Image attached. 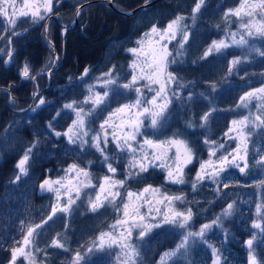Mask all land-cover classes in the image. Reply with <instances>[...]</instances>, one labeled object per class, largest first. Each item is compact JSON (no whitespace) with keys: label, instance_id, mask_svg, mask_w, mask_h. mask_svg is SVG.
I'll list each match as a JSON object with an SVG mask.
<instances>
[{"label":"trees","instance_id":"1","mask_svg":"<svg viewBox=\"0 0 264 264\" xmlns=\"http://www.w3.org/2000/svg\"><path fill=\"white\" fill-rule=\"evenodd\" d=\"M86 1L60 0L59 5H54L59 22L50 17L53 22L49 26V38L58 49L60 48V27L70 25L75 19L76 7ZM112 1L123 11L135 10L146 3V0ZM149 1L153 0H147ZM194 2L195 0H163L158 5L149 7L147 11L128 18L115 12L106 4L95 3L85 7L82 25L70 33L65 53L64 69L74 77L73 83L61 92L51 89L46 94L44 105L36 112L28 111L24 114H18L14 110L28 107L32 103L31 93L36 82L40 87H44L47 85V79L41 75L37 77L35 83L28 82L23 85L20 70L25 63L43 68L49 64L52 51L45 32L47 20L32 24L30 17L17 19L16 31L20 35L13 37L12 62L0 63V87L11 88L14 94L13 109H11L8 105L10 95L0 91V120L5 122L3 147L0 151V264H9L10 249L17 246L14 245V241L22 240L27 229L22 230L21 222L25 225L40 223L50 214L51 206L49 208L48 204L51 205V202L39 188V184L46 179L48 170L52 171L50 177L56 178L62 176L65 169L76 163L80 167H87L92 176H97L95 182L97 180L100 182L104 175H112L108 173L106 166L100 163V154L95 149L86 148L80 151L75 144H69L63 135L59 138L54 136L47 128L50 121L54 125L56 121V113L51 107L54 105L62 108L65 103L84 98L85 82L80 84L77 79L83 75L85 68L89 69V79L96 80L101 73L113 65L116 66L115 74L121 78H130L129 64L133 57L126 49L135 46V40L142 32L147 31L151 24L158 23V26L163 27L175 15H183L187 18L185 23L189 25L190 30L189 41L185 45L182 59L172 64L169 69L177 77L178 84L183 87L175 84L171 88L178 92L180 99L173 98V103L169 105L168 111L171 115L168 124L161 130L162 134H159L160 139L171 136L177 130L184 131L196 156L205 160L209 157L208 145L203 142L205 138L225 145L227 139L225 133L233 127L231 125L233 119H242L249 113L251 117H255L252 108L238 107V105L239 98L246 91L260 87L264 81V56L259 54V51H264V36L253 37L256 41L253 43L256 50H252L250 54L245 53L248 58L235 47H231L218 53L213 52L206 59H200L213 41L225 38L228 27L224 14L229 9L239 8L242 0H205L204 6L200 13H197V19L193 23L190 16ZM134 19L135 22H132ZM0 22H3L0 23V27H7L3 17H0ZM6 39L7 35L5 39L0 40V48L8 47ZM236 58H240L242 62L234 67L230 75L227 69L230 62ZM2 59L0 57V60ZM58 79L64 81L62 77L58 76ZM212 83H215V91L211 90ZM145 95L151 97L147 92ZM189 95L192 96L191 100L187 99ZM134 97L135 93L124 92L115 99L111 97V101H106V104L109 110H114ZM212 107L217 110L212 112L206 128H184L186 121L198 123L199 117ZM62 114L64 125L55 126V131L61 133L67 130L75 118L74 114L67 109ZM106 114L107 112L98 111V116L92 123L93 130L99 129V122H101L99 119L106 117ZM259 114H264V110L259 111ZM248 131L253 132L254 128L250 126ZM256 136L255 134L249 141L247 159L251 166L245 173L230 168L229 172L234 182H231L230 186L219 194L215 191L217 185L210 180L200 184L195 192L192 190L191 181L199 169L197 160L184 169L189 182L183 185L166 183V173L159 168L149 169L148 173L143 174L147 177V184L172 194L185 195L188 198L187 204L177 202V205L181 210L185 207L193 209L194 215L190 223L192 230L195 231L220 214L227 203L236 202L234 214L224 221L223 229L214 227L208 233L209 243L218 249L227 248V251L223 252V256L227 258V264H248V248L245 242L252 238L253 233L257 234L253 244L256 258L264 262V245L257 247L260 241L264 240V232L251 226L253 221H258L259 217L264 226V187L258 183V179H264V169L252 163L259 158L261 152H264V141ZM34 139H38L39 144L33 150L29 160L28 173L22 181L16 183L14 182L17 175L16 165L22 158L24 150ZM108 148H111L108 149L109 152L115 149L112 143ZM114 166L117 167L116 174L119 173L118 179H122L125 171L123 165L114 164ZM146 186V184L129 181L120 191L123 197L125 189L140 192ZM115 205L120 206V210L106 203L98 211L92 212L89 206L81 201V210L76 214L81 217L73 218L70 215L65 219L60 217L61 219H56L55 223L49 221L42 229H39L38 232L42 234L37 236L38 246L47 251L46 264H70L76 251L83 252V246L89 245L101 232L109 230L110 226L120 218L121 200L116 201ZM84 224L87 227L84 228ZM80 227H83L85 234H88L83 245L79 242L83 235ZM182 232H184L183 229L164 225L161 228L152 229L147 237L138 242L134 233V241L140 245L142 264H162L166 258L164 253L175 248L180 242ZM57 233L64 238L69 251L48 247ZM106 251L109 250L89 254L81 264H119L117 261L119 252ZM187 256L189 260L178 258L168 264H213L211 249L200 242L192 245ZM17 264H27V262L20 259Z\"/></svg>","mask_w":264,"mask_h":264},{"label":"snow or ice","instance_id":"2","mask_svg":"<svg viewBox=\"0 0 264 264\" xmlns=\"http://www.w3.org/2000/svg\"><path fill=\"white\" fill-rule=\"evenodd\" d=\"M55 3L58 5L60 0H55ZM204 4L205 0H195L190 16L193 23H195L197 13H200ZM246 5L247 0H242L239 8L234 10L229 9L224 14V18L227 19L228 16H235L239 19L242 11L245 15L251 17L257 5H247L250 10L244 11ZM258 7L264 10V0H259ZM81 8L82 5L76 7L77 17L81 15ZM56 14L54 11V0H22V3L19 5H17V0H0V17H3L7 23V27H0V33L7 35L6 44L8 45L6 49L0 48V57L3 58L0 60V63L8 64L12 62L13 49L11 45L13 37L20 35L16 31L17 17H30L31 23L36 24L40 21H46ZM186 19L183 15H175L166 26H158V23L151 24L148 30L142 32L135 40V46L126 49L133 57L129 64V68L131 69L130 78H121L118 74H115L116 66L113 65L96 79V84L105 89L102 94L95 91L94 84H88L87 95L82 100H72L69 103H65L56 112V117H59L67 109L75 116L65 132L55 131V125L51 121L47 125V128L56 138L63 135L67 138L69 144H75L80 151H84L86 148L95 149L100 154V163L106 166L108 173L112 174L102 177V182L98 185L99 193H97L95 199L90 198L88 200L89 210L92 212L98 211L99 208L104 207V201L116 206L120 210V206L115 205V201L118 198L121 199L123 210V219L118 218L115 224L110 226L113 231L101 232L89 245L83 246V252L76 251L72 256L70 264H81L89 254L102 253L106 249L113 247L120 249V252L117 254L119 264H142L140 245L134 243L132 239L134 232L135 239L142 241L152 229L161 228L164 225H171L184 230L181 233L180 242L174 249L164 253V256L169 258L186 257L192 245L200 242L208 245L211 249L213 264H222V261L223 264H227V258L223 256V252H226L227 248L218 249L209 243L210 237L208 233L214 227L223 229L224 221L234 214L236 202L227 203L220 214L211 219L209 223L202 224L199 230L195 231L192 230L190 223L194 215L193 209L185 207L183 210H179L175 207L176 202L187 204L188 198L185 195L172 194L162 191V188L147 184V177L143 175L144 173H148L149 169L159 168L166 173V183L183 185L189 182L186 179L184 169L189 164H192L194 160H197L199 170L191 181L192 190L195 192L200 184L205 180H210L213 184L217 185L215 191L219 194L223 189H227L231 182H234L232 174L229 172L230 168H235L240 173H245L250 167V162L247 159V140L253 133L252 131L245 132L244 129L249 128V125L253 128L264 129V114H257L252 118L251 113H249V115L244 116L242 119H233L231 121L233 127L228 129L225 136L229 139H238L236 147L231 150L225 149V151L217 156V152L225 148L224 144H217L216 141L205 138L203 142L205 145H208V160H201L196 156L184 131L177 130L171 136H165L164 139L159 138V134H162L161 130L168 124L171 115L168 109L172 103V99H180L178 92L172 90L170 86L177 84L178 87H183V85L178 84L177 77L168 71V67L170 64L178 62L177 57L184 55L185 44L188 43L190 36L189 25L185 23ZM250 25L251 20L241 23L240 27L247 29V31L244 35H241L239 40H236L235 33H231V43H228L225 39L213 41L203 52L200 59H206L213 52H221L222 49H227L233 44L239 46L246 45L248 41L245 39V35L253 36ZM47 31L48 28L45 25V32L47 33ZM64 31L66 32L67 29L65 28ZM255 32L260 36H264V22L255 29ZM4 34H0V40L5 39ZM178 36L179 39H177ZM174 40L177 43L174 46L175 50L173 52L169 50L168 45ZM259 54L264 56V51H259ZM53 59H58V57H53ZM241 62L240 58L233 59L227 69L228 73L231 75L234 67ZM53 66L50 61L49 64H46L37 72L28 63H25L20 70V76L23 80L35 81L38 76L45 73L50 75ZM88 73L89 69L85 68L83 75L79 79L83 81ZM68 79L71 81L72 77ZM141 81H144V83L142 84ZM145 90L153 93V95L151 97L146 96ZM211 90H216L215 83L211 84ZM124 92L135 93L134 99L117 106L114 110H109L106 101H108L110 94L115 99V97L123 95ZM32 95L34 100H37L39 97L38 102L30 108L31 112H36L40 105H44L46 102L40 96L38 88L33 91ZM187 99L191 100L192 96L189 95ZM252 99L264 102V81H262L260 87L246 91L239 98L238 107L247 108ZM84 105H90V107L85 108ZM100 105H105L104 108L100 109L101 113L107 112L108 114L99 122V129L93 130L92 123ZM257 107L258 110L264 108V103ZM216 110L215 107H212L209 111L204 112L199 117L198 123L191 120L186 121L184 128H206L209 117ZM53 119L55 120V117ZM145 121H147V124ZM148 129L151 131L149 132ZM233 131L237 134L235 137L230 135ZM109 138H111V143L115 145V149L112 152L108 151ZM38 144L39 140L34 139L24 150L22 158L19 159L16 165L19 172L15 176L14 182L19 181L22 176L27 175L28 169L26 165ZM213 157H215V160L212 159ZM252 163L264 169V152H261L259 158ZM114 164L123 165L125 171L122 179L116 178L117 167ZM64 171V177L55 180L46 178L39 184L41 192H52L55 194L56 204L51 206V213L40 223L25 225L24 222H21L22 230L24 228L27 230L22 240L14 241V245L17 246H13L10 249L9 264H17V260L20 257H23L27 264H37L32 251V248L35 246L36 236L42 234L37 229H42L49 221H53V217L58 211L70 215L72 204L79 199L81 185L96 187V185L92 184L93 177L87 167H80L79 164L74 163ZM73 173L75 175H72ZM65 180L77 181V194L75 197L71 195V189L67 187ZM129 181L146 184L147 186L140 192L125 189V194L122 197L120 189H124ZM258 183L264 187V179H258ZM61 189H64L63 193ZM100 193H106L103 200ZM62 194L68 196L66 203H61ZM145 194L151 195L146 196ZM153 198H155L156 204L164 205L166 210L161 211L159 207H154L152 203ZM134 201H141V203L137 206L134 204ZM145 205H148V211L142 214L140 207ZM130 206L131 211H129ZM257 211H260L259 207ZM157 217L160 218L157 219ZM57 219L61 218L58 217ZM117 226H119V230H117ZM251 226L264 232V226L260 222L253 221ZM65 227H67L66 224ZM256 235V233H253L252 238L245 242L248 248V264H264V262L258 261L255 255L253 244ZM260 245H264V240H261L257 247ZM48 247L69 251L66 241L60 233L56 234ZM35 251L40 252L42 250L36 247ZM45 255H47L46 252ZM40 264H46V261H41Z\"/></svg>","mask_w":264,"mask_h":264},{"label":"rangeland","instance_id":"3","mask_svg":"<svg viewBox=\"0 0 264 264\" xmlns=\"http://www.w3.org/2000/svg\"><path fill=\"white\" fill-rule=\"evenodd\" d=\"M67 1V0H66ZM20 3H22V0H17V5H19ZM247 3H250V4H247V5H257V7L253 10V15L251 16V17H249V16H247V15H245L244 14V12L242 11L241 12V17L238 19L237 17H235V16H229V18H227V22H226V25H227V34H226V36H225V40L228 42V43H231V33H235L236 34V40H239L240 39V37H241V35H244L245 34V32L247 31V29H243V28H241L240 27V25H241V23L242 22H248L249 20H251V25H250V27L252 28V31H253V36H247V35H245V39L248 41V43L246 44V45H242V46H239V45H235V44H233L231 47H235L236 49H238L239 51H240V53H242L243 55H245V57L246 58H248V55L247 54H245V53H251L252 52V50H256V47L255 46H253V43H256V41L255 40H253V37H257V36H260V35H258V34H256V32H255V29L257 28V27H259L260 25H261V23L262 22H264V10H261L259 7H258V5H259V0H247ZM54 5L56 6L57 4L55 3V0H54ZM59 5V4H58ZM247 5H246V7H245V10L244 11H249L250 9L247 7ZM19 18H26V17H17V19H19ZM49 20V19H48ZM56 20L58 21L59 20V17H56ZM49 22H53L52 21V19L49 21ZM48 22V23H49ZM64 31V30H63ZM4 34V33H3ZM4 35H6V34H4ZM177 39H179V36L177 37ZM176 43H177V41L176 40H174V41H172V43L171 44H169L168 45V48H169V50L170 51H173L174 52V46L176 45ZM186 45V44H185ZM231 47H229V48H231ZM228 49V48H227ZM65 50H66V46L63 44V41L61 42V48H60V50H59V52H58V59H59V61H58V67H59V65H60V63L62 62V59H63V56H64V54H65ZM225 49H222L221 51H224ZM51 51H52V53H51V55H50V61H51V63L52 64H54V59H53V57H54V52L55 51H53V48H51ZM185 51V50H184ZM180 59H182V56L181 57H177V61L178 60H180ZM172 66V64H170V66H169V68ZM31 68L32 69H34L35 71H37V72H39L42 68L41 67H39V66H31ZM53 68V67H52ZM52 68H51V70H52ZM54 73V72H53ZM42 76H44V77H46L47 79H48V85L50 84V86L52 87V88H54V84H51V81H53L54 80V78H53V76L50 74H47V73H45L44 75H42ZM87 76H85V79H86V82L88 81V83H85V86H86V91H87V85L88 84H94L95 85V91H97V92H99V93H103L104 91H105V89L104 88H102V87H100L98 84H96V80H94V79H89V77H87ZM79 81H81L80 79H78ZM28 82H30L29 80H23L22 79V81H21V83L23 84V85H25L26 83H28ZM33 82H36V80L35 81H33ZM141 83L143 84L144 83V81H141ZM147 92V90H145V93ZM150 96H152L153 95V93H150V92H147ZM111 97H112V95H111ZM111 99V98H110ZM12 102V101H11ZM11 102H10V104H8L9 105V107H12V106H10L11 105ZM13 103V102H12ZM172 103H173V99H172ZM255 103V104H254ZM262 103H264V102H261V101H259V100H256V99H252V101H251V103H249L250 105H248V107H250V108H252V112H254V115L256 116V114L255 113H258L259 114V111H261V110H264V108H260L259 110H258V105H261ZM103 105H100V107H102ZM84 107L85 108H87V107H90V105H84ZM99 109V108H98ZM98 109H97V111H96V115H95V117L96 116H98ZM105 116H107V114L105 115ZM105 118V117H104ZM253 118V117H252ZM100 121H102V119H99ZM257 123H259V122H257ZM147 124V123H146ZM251 125H249V127H250ZM248 129L249 128H246V129H244V131L245 132H248ZM150 129H148V131H149ZM109 131H111V129H109ZM253 134L248 138V140H247V152L249 151V141H251V139L253 138V136L256 134L257 136V138H259L260 140H262V141H264V129H261V128H254V131L252 132ZM230 135L231 136H233V137H235L237 134H236V132L235 131H233L232 133H230ZM110 139V142H109V144H111V138H109ZM138 139H140L139 137H138ZM238 143V139H229L228 137H227V139H226V144L224 145L225 146V148L222 150V152L223 151H225V149H227V150H231L232 148H235L236 147V144ZM113 147H115V145L113 144ZM242 147H243V145H242ZM109 150L111 149V148H108ZM221 153V152H220ZM220 153L219 152H217V156H219L220 155ZM247 158H248V156H247ZM209 159V157L208 158H206L205 160H208ZM213 160H215V157H213L212 158ZM28 165V164H27ZM27 165H26V167H27ZM251 166V165H250ZM199 170V169H198ZM248 170V169H247ZM18 172H19V170H18ZM72 175H75L74 173L72 174ZM65 176V172H64V174L62 175V176H59V177H56V178H51V179H53V180H55V179H58V178H61V177H64ZM92 176V175H91ZM92 177H94V176H92ZM96 177L97 176H95L94 177V179L92 180V184L93 185H96V187H85V186H82L81 185V187H80V189H79V199H77L76 201H75V203L74 204H72V206H71V208H72V215L70 214V217L72 216L73 218H78V217H81V216H78V215H76L77 213H79L80 212V210H81V201H83L85 204H87L88 205V200L91 198V199H95V196L97 195V193H99V187H98V185H99V183H101L102 182V180L100 181V182H98V180L95 182L94 180L96 179ZM116 178L118 179L119 178V173L118 174H116ZM81 179H83L82 177H81ZM205 181H207V180H205ZM204 181V182H205ZM65 184L67 185V187L68 188H70L71 189V195L73 196V197H75L76 196V194H77V192H76V184H77V181H75V180H65ZM121 190V189H120ZM61 192L63 193L64 192V189H61ZM43 195H46L47 196V198L49 199V201L51 202V205H50V203L48 204L49 205V208H50V206H52V205H54V204H56V197H55V194L54 193H52V192H41ZM106 193H100V195H101V199L103 200V197H104V195H105ZM121 195H122V192H121ZM146 196H150L151 194H145ZM67 199H68V196L67 195H63L62 194V196H61V203H66L67 202ZM118 200H121L120 198H118V199H116V201H118ZM115 201V202H116ZM106 203H108L107 201H104V205H106ZM141 203V201H134V204H136L137 206H139V204ZM152 203H153V206L154 207H159L160 209H161V211H165L166 209L164 208V205H162V204H156V202H155V198H153V200H152ZM109 205H112V204H109ZM114 206V205H113ZM175 207L177 208V209H179L178 208V205H177V202H176V204H175ZM114 208V207H113ZM180 210V209H179ZM129 211H131V206H130V208H129ZM147 211H148V205H145V206H143V207H140V212L142 213V214H144V213H147ZM50 213H51V210H50ZM153 214H155V213H153ZM58 217H62V218H66V217H69V215L68 214H65V213H62V212H57L56 213V215L53 217V221H55ZM160 217H157V219H159ZM120 219H123V210H122V213L120 214ZM149 219H151L150 217H149ZM154 222V221H153ZM257 222H260L261 223V218L259 217L258 218V221ZM113 224H115V223H113ZM112 224V225H113ZM83 227L85 228V227H87L85 224L83 225ZM83 227H80V232H82V236H81V239H80V245H83V243L86 241V237H87V235L88 234H85V229H83ZM39 229H37V231H38ZM117 230H119V226H117ZM198 230H199V228H198ZM197 230V231H198ZM257 230H259V229H257ZM79 231V230H78ZM109 231H113V229L110 227V229L109 230H107L106 232H109ZM136 231H138V230H136ZM135 233V232H134ZM148 235V234H147ZM147 235L145 236V237H147ZM144 237V238H145ZM38 238H37V236H36V238H35V246L32 248V251H33V255H34V257H35V259H36V261H37V264H40V262L41 261H46V255H45V252L47 253V251H46V249H44V250H42L41 248H39V241L37 240ZM133 242L134 243H136L135 241H134V236H133ZM138 242V241H137ZM36 247H38L39 249H41L42 251H40V252H36L35 251V248ZM27 250V249H26ZM106 250H109V251H106V252H108V253H112V252H114V251H118V252H120V249L119 248H117V247H113V248H111V249H106ZM20 259H23V257H20L18 260H17V262L20 260ZM47 263V262H46Z\"/></svg>","mask_w":264,"mask_h":264},{"label":"bare ground","instance_id":"4","mask_svg":"<svg viewBox=\"0 0 264 264\" xmlns=\"http://www.w3.org/2000/svg\"><path fill=\"white\" fill-rule=\"evenodd\" d=\"M161 1H163V0L149 1V2L141 5L140 7H138V10L135 11V13L130 14L128 16L126 15V18L136 16L139 12H145V11H147V9L149 7L158 5ZM132 22H135V19ZM59 50L60 49H58L56 47L55 52H54V57H58ZM65 57H66V54H64L62 62L60 63L59 67H58L59 59H55L54 64H53L54 66H53V68L51 70V75L54 78V89H55L56 92H61L63 89L69 87L74 81V77L71 74H68V71H65V69H64L65 68ZM58 76L62 77V80H64V81L59 80ZM69 77H72L71 81H69V79H68ZM11 96L14 97V94H12ZM56 100L59 101L58 99H56ZM51 109L54 110L55 113H56L61 108L53 105L51 107ZM63 116L64 115L61 113V116L56 117L55 126H59L60 124L64 125L63 118H62ZM4 123H5L4 121L0 120V151H2V147H3L2 144H3V141H4V139H3V135H4L3 125H4ZM0 157H1V154H0ZM28 163H29V161H28ZM27 167H28V165H27ZM51 172H52L51 170H48L46 178L47 177L51 178L50 177V173ZM17 174H18V169H17ZM24 178H25V176H22V178L19 181H15V182L18 183V182L22 181Z\"/></svg>","mask_w":264,"mask_h":264},{"label":"water","instance_id":"5","mask_svg":"<svg viewBox=\"0 0 264 264\" xmlns=\"http://www.w3.org/2000/svg\"><path fill=\"white\" fill-rule=\"evenodd\" d=\"M108 4L111 5V6L113 7V5H112L110 2H108ZM135 11H137V10H135ZM135 11H133V12L130 13V14L135 13ZM130 14H129V15H130ZM77 22H78V21H77ZM74 29H75V26L68 27L66 33L69 32V31H72V30H74ZM66 33H65V35H63V37H64L65 40L67 39V35H66Z\"/></svg>","mask_w":264,"mask_h":264}]
</instances>
